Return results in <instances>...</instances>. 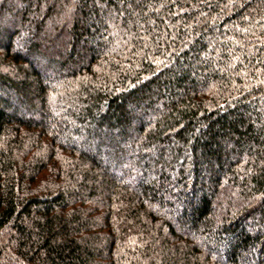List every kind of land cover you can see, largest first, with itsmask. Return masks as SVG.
<instances>
[{
	"label": "trees",
	"instance_id": "trees-1",
	"mask_svg": "<svg viewBox=\"0 0 264 264\" xmlns=\"http://www.w3.org/2000/svg\"><path fill=\"white\" fill-rule=\"evenodd\" d=\"M0 264H264V0H0Z\"/></svg>",
	"mask_w": 264,
	"mask_h": 264
},
{
	"label": "rangeland",
	"instance_id": "rangeland-1",
	"mask_svg": "<svg viewBox=\"0 0 264 264\" xmlns=\"http://www.w3.org/2000/svg\"><path fill=\"white\" fill-rule=\"evenodd\" d=\"M63 41H64V40H63ZM63 41H62V42H63Z\"/></svg>",
	"mask_w": 264,
	"mask_h": 264
}]
</instances>
